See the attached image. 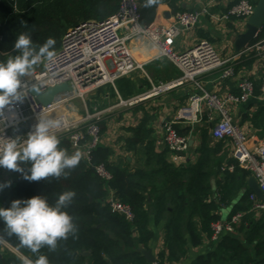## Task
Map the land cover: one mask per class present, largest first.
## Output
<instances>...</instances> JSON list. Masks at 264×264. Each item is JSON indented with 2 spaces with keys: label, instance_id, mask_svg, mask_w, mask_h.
Masks as SVG:
<instances>
[{
  "label": "trees",
  "instance_id": "1",
  "mask_svg": "<svg viewBox=\"0 0 264 264\" xmlns=\"http://www.w3.org/2000/svg\"><path fill=\"white\" fill-rule=\"evenodd\" d=\"M10 1L0 0V21L3 25L0 62L19 54L14 43L21 33H28L37 48L49 37L54 38L56 52L68 29L81 21H103L113 15L118 7V0H17L18 12L12 13ZM138 1L140 25L148 26L154 21L160 5H167L175 13L184 10L182 4L186 0H154L150 7H145L146 0ZM262 39L264 23L257 38L249 45ZM254 60L252 57L245 63L250 66ZM262 66L264 71V59ZM143 85H146L145 81L124 77L115 82L116 91L108 86L107 90L98 89L89 97H100V100L102 97L118 99L119 96L122 100H128L143 93ZM259 87L260 82L254 84V96L260 94ZM93 104L88 101L90 114L93 113ZM142 111L138 125L128 129L131 136L124 139V149L141 157L145 165L150 167L148 171L131 172L125 166L113 164L110 160L112 151L98 145L92 151L91 166L81 158L79 165L69 170L67 177H49L39 181H28L24 177L13 179L11 187L2 193L0 207L8 208L13 200H27L33 196H44L54 204L59 194L71 190L76 196L65 211L73 217L77 231L74 236L58 241L54 251L44 247L38 253H32L20 247L16 237L2 231L4 226L0 222V240L33 261L41 254L46 255L49 264H149L142 250L147 248L152 238L148 218L153 215L156 222L164 221L163 242L167 254L164 257L162 253L156 260L157 264L177 262L187 252V241L196 247L201 244L203 237L211 236V225L220 220L221 209L232 205L234 196L241 193L231 211V214L245 213L235 233L222 234L213 242L214 251L192 264H263L264 219L261 215L254 217L250 212L252 205L248 197L251 192H242L246 188L248 173L237 167L233 160H228L226 165L234 164V171L221 172L225 164L221 166L223 160L218 155L223 151L224 144L208 141L206 130L202 132L195 161L184 166H172L166 161L167 149H156L150 126L153 116ZM241 122L249 123L250 128L263 137L264 103L253 112H243ZM96 124L101 136L106 130V121L102 118ZM174 128L181 136L189 135V128L178 125ZM58 138L60 147L68 151L69 143L65 135ZM97 165H103L110 173L111 180L107 185L95 174L93 167ZM30 166L20 165L27 171L26 175L30 174ZM217 175H221L222 180L217 182L214 191L211 180ZM105 186L115 192L120 202L132 209V222L112 212L104 203ZM88 251L89 256L82 255V252ZM0 264H22V261L3 248L0 242Z\"/></svg>",
  "mask_w": 264,
  "mask_h": 264
},
{
  "label": "built area",
  "instance_id": "2",
  "mask_svg": "<svg viewBox=\"0 0 264 264\" xmlns=\"http://www.w3.org/2000/svg\"><path fill=\"white\" fill-rule=\"evenodd\" d=\"M225 1L228 3L218 21L226 22L232 18L247 20L255 4L248 0H207L197 10H183L170 13H157L148 26L140 25V3L138 0H118L117 10L103 21H81L68 29L62 36L60 47L55 52L54 60L42 61L41 70L29 78H22L26 93L24 102L12 107L6 106L0 117V138H24L33 130L38 117H51L62 121L59 129L52 130L57 137L65 135L69 143V154L82 152V159L91 166L92 151L101 143L96 119L99 111L77 116L78 109L73 101L79 100L86 106V99L106 85L115 91V82L140 71L144 76L145 65L154 59H165L178 72L179 76L163 85L152 88L149 93L136 95L124 102V106H133L158 94L173 90L179 86L190 85L194 91L187 103L180 107L168 120L160 124L161 135L157 145L164 147L174 156L189 151L187 136L179 135L174 126H193L201 122L203 109L216 114L211 138L217 142L230 143V156L240 169L253 177L264 197V136L258 137L247 133L233 122L229 106L241 105L254 98V84L247 77L237 81V94L225 97L206 90L201 78L216 73L213 83H221L234 77L232 63L243 55L255 54L264 59V39L246 45L239 54L222 58L210 42L201 40L185 49L178 47V40L184 34L192 32L209 13V8ZM12 13L18 12L17 0H11ZM3 25L0 21V41ZM144 49L153 50L155 56L141 61ZM65 84L69 91L56 95L48 105H43L30 94L34 87L44 91L47 87ZM260 93L264 94V74L260 78ZM117 94V92H116ZM77 116V117H76ZM212 121V118L209 119ZM175 156V157H176ZM177 158V157H176ZM234 164L224 165L221 172H233ZM95 174L107 185L110 173L103 165L93 167ZM106 187L104 203L128 222L133 221L132 209L120 202L115 192ZM2 191L0 190V199ZM252 206L250 211L259 212L264 219V199L260 200L254 193L248 197ZM245 213H235L225 220H218L211 225V241L216 242L222 234H234ZM5 246V242L0 240ZM9 248V247H8ZM152 264H157L156 260ZM264 264V263H263Z\"/></svg>",
  "mask_w": 264,
  "mask_h": 264
},
{
  "label": "crops",
  "instance_id": "3",
  "mask_svg": "<svg viewBox=\"0 0 264 264\" xmlns=\"http://www.w3.org/2000/svg\"><path fill=\"white\" fill-rule=\"evenodd\" d=\"M206 1L207 0H186L182 4V8L184 10H197L203 7ZM249 2L255 4L257 0H250ZM227 6L228 3H226L225 1H221L210 7L209 13L201 19L200 24L192 32L186 33L181 38H179L177 44L178 47L180 49H185L193 46L198 41L207 40L212 44L215 50L217 49L216 51L222 58L225 59L236 55L233 49V43L236 36L239 33L244 32L246 21L235 18H232L226 22L218 21V18L225 11ZM167 12L172 13V10L167 5L162 4L157 8L156 14H165ZM153 56H155L153 50L144 49L141 58L142 61H146L148 59H151ZM252 57H254L255 60L250 66H247L245 62H247L248 59ZM162 60L163 59L150 60L145 65V69L147 67L152 68L155 63ZM262 65L263 59L261 57L255 54L243 55L232 63L235 72L234 77L227 79L221 83H213L212 80L216 77V73H212L210 75L203 76L201 78V81L203 82V86L206 90L217 93L221 97H225L228 94H237L238 90L236 84L240 77H247L255 85L260 82V78L264 74ZM172 68L173 71H176V74L179 76V72L173 66ZM175 78L173 77V79ZM193 91L194 89L190 85L179 86L166 94L156 97L155 99L150 98L141 103L130 106V108L127 109V112L124 115H117V113L112 112H108L106 114L104 111H102L104 112L102 114V112H100V115L97 117L96 121L101 120L102 118L106 121V130L101 135L100 145L105 146L112 151V155L110 157L112 163L116 165L118 164L121 166H125L131 172H134L135 170L148 171L150 167L145 165V161L141 157L134 155L132 152H127L124 149V139L129 138L131 136V133L128 129H132L138 125V122L142 118L143 109L145 112L153 116V120L150 122V126L153 130V137L155 139V146L157 151L165 149L164 147L157 145V140L160 138L161 135L160 124L163 121L168 120L176 113V111L180 107L184 106L187 103L189 95ZM95 92H92L90 95H94ZM114 99L118 101L117 98ZM261 103H264V94L262 93H260L258 96H255L245 104L229 106V112L232 116L233 122L247 133H253L258 137L262 136L253 131L250 128L249 123L241 122V115L246 110L253 112L256 107ZM136 108L139 110L135 112L134 109ZM211 118L212 121L209 120ZM215 118L216 114L213 111L203 109L200 123L195 124L193 126H185L181 124L178 125L179 127L189 128L190 132L187 137L189 138L190 148L189 151L185 154H180L178 156L175 155L177 158L173 154L168 152L166 155V161L174 167L184 166L187 163H193L196 158V150L198 149L201 142L202 132L205 130V132H207L208 141H210L211 143H217V141H214L211 138V130L213 128ZM222 143L224 144V149L218 155V158L223 160L221 166L223 164L226 165L228 160H233L230 156V143L228 141ZM250 177L251 175L248 174L247 181ZM221 180V175H217L211 180L212 190L215 191L217 182ZM9 182L10 186L5 187V191L11 187L13 180H10ZM248 191H250V189L248 187V182H246V188H244L242 192ZM241 195V193H238L236 197L234 196V201L232 202V205L228 207H223L221 209V220H225L229 216L233 215V213L231 214V211L233 210V207L238 203ZM248 202H250L249 199ZM250 212L254 215V217H258L259 215H261L259 212ZM148 227L152 233V238L147 248L143 249L142 251L150 250L155 260H157V258L162 253H164V257H166L167 254L164 250L163 242L164 221L156 222L154 216L150 215L148 218ZM237 236L242 237L240 234H237ZM1 244L3 248H6L7 250L15 254L22 261V257L24 256H22L17 250L12 248L10 245L5 246L2 242ZM186 247L187 252L181 260L171 263L165 262L164 264H192L198 258H205L215 249L214 244L211 241V236L209 238L203 237L201 244L196 247H192L187 241ZM84 264H87V262Z\"/></svg>",
  "mask_w": 264,
  "mask_h": 264
},
{
  "label": "clouds",
  "instance_id": "4",
  "mask_svg": "<svg viewBox=\"0 0 264 264\" xmlns=\"http://www.w3.org/2000/svg\"><path fill=\"white\" fill-rule=\"evenodd\" d=\"M154 0H146L150 7ZM56 41L49 37L37 48L28 33L19 34L14 43L18 55L0 62V117L6 106L12 107L24 102L26 93L23 77L35 70V66L55 58ZM62 121L51 117H38L33 130L20 141L18 138H0V168L23 172L21 164H30L29 173L24 178L39 181L49 177H67L69 170L76 168L82 158V152L69 154L60 147V139L52 130L59 129ZM10 186V182L0 183V190ZM76 193L68 190L59 194L55 203L44 196H33L27 200H13L10 207H0L2 231L18 239L20 247L38 253L47 247L54 251L58 241L74 236L77 228L73 217L65 209L73 202ZM22 264H49L46 255H39L34 261L22 257Z\"/></svg>",
  "mask_w": 264,
  "mask_h": 264
},
{
  "label": "rangeland",
  "instance_id": "5",
  "mask_svg": "<svg viewBox=\"0 0 264 264\" xmlns=\"http://www.w3.org/2000/svg\"><path fill=\"white\" fill-rule=\"evenodd\" d=\"M140 60L142 61V58ZM164 60L165 59L155 63L152 68L147 67L145 69L147 76H144L140 71H137L128 77L133 79V80L145 81L146 85H143V93H148V92L150 93L152 91L153 87L157 88L158 86L163 85V84L173 80V77L174 78L178 77V75L176 74V71H173L172 65L168 61H166V60L164 61ZM41 68H42V62L38 63L35 66V70L32 73H30L29 75L25 76L24 78H29L34 72L41 70ZM173 72H174V74H173ZM108 86L109 85H106V86H104L105 88L103 87L102 89L107 90ZM170 91L164 92L163 94H166ZM140 94H142V93H140ZM163 94L160 93L156 96H153L152 98L155 99L156 97L161 96ZM89 98L90 97L88 96L86 99V106L85 107L83 106V104L79 100L73 101L75 108L78 109L77 116L82 115L83 117H85L86 110L87 111L89 110V106L87 105L89 100L91 101V103H94L93 104V112L104 111L106 114L108 112H112V113H117V115H124V114H126L127 109L130 108V106H126V105L124 106L123 104H121L118 99H117L118 101H116L115 99H107V98H103V97L100 100H98L100 97L95 98V99L92 97L90 99ZM122 101L124 102L125 100H122ZM104 112H102V114ZM26 173H27L26 170L23 172H17V171H13V170L3 168L0 172V183H7L13 179L14 180L15 179L16 180L21 179L26 175ZM1 191L3 193L5 191V188Z\"/></svg>",
  "mask_w": 264,
  "mask_h": 264
},
{
  "label": "water",
  "instance_id": "6",
  "mask_svg": "<svg viewBox=\"0 0 264 264\" xmlns=\"http://www.w3.org/2000/svg\"><path fill=\"white\" fill-rule=\"evenodd\" d=\"M169 16L170 13H165L166 18H168ZM263 23L264 0H257L253 10V14L246 20L244 32L239 33L234 40L233 49L236 54H239L246 45L257 38ZM64 91H69V89L65 84H61L59 86L47 87L44 91H42L38 87H34L29 92L37 99L39 103L48 105L53 101L56 95ZM247 182L250 191L254 193L258 199L263 200L264 197L260 192L255 179L253 177H250ZM142 254L149 264H152L155 261L150 250L142 251ZM82 255L89 256L90 252H82Z\"/></svg>",
  "mask_w": 264,
  "mask_h": 264
},
{
  "label": "bare ground",
  "instance_id": "7",
  "mask_svg": "<svg viewBox=\"0 0 264 264\" xmlns=\"http://www.w3.org/2000/svg\"><path fill=\"white\" fill-rule=\"evenodd\" d=\"M22 257V256H21Z\"/></svg>",
  "mask_w": 264,
  "mask_h": 264
}]
</instances>
